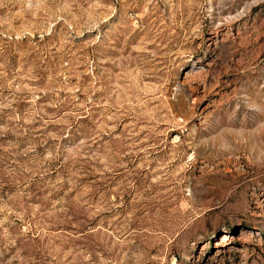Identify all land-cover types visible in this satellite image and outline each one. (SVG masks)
Instances as JSON below:
<instances>
[{"label":"rangeland","instance_id":"374dc122","mask_svg":"<svg viewBox=\"0 0 264 264\" xmlns=\"http://www.w3.org/2000/svg\"><path fill=\"white\" fill-rule=\"evenodd\" d=\"M0 264H264V0H0Z\"/></svg>","mask_w":264,"mask_h":264}]
</instances>
